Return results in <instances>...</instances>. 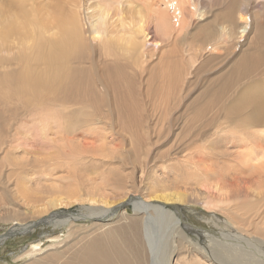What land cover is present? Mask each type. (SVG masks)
Instances as JSON below:
<instances>
[{
    "label": "bare ground",
    "instance_id": "obj_1",
    "mask_svg": "<svg viewBox=\"0 0 264 264\" xmlns=\"http://www.w3.org/2000/svg\"><path fill=\"white\" fill-rule=\"evenodd\" d=\"M99 1L9 0L6 11L0 0V157L28 117L45 136L75 133L82 146L54 170L78 196L37 213L78 201L98 221L88 229L75 224L91 218L83 212L27 221L20 207L3 209L13 234L69 225L63 247L59 236L47 254L36 242L24 264H264V0ZM155 112L169 115L156 135ZM188 204L219 226L209 247L189 236L204 230L184 217ZM112 214L120 221L105 224Z\"/></svg>",
    "mask_w": 264,
    "mask_h": 264
},
{
    "label": "rangeland",
    "instance_id": "obj_2",
    "mask_svg": "<svg viewBox=\"0 0 264 264\" xmlns=\"http://www.w3.org/2000/svg\"><path fill=\"white\" fill-rule=\"evenodd\" d=\"M8 1L3 0L4 10H8ZM48 0H34L35 5L38 7L43 6ZM89 3H106L105 1L99 0H87ZM144 3L145 0H136ZM122 19V9L119 10L117 3L111 4L109 8L108 21L117 24V19ZM195 47H189L191 52L195 51ZM199 85V84H195ZM3 108V105L0 104ZM6 110L9 111V106H6ZM169 115L163 112H155L151 114V123L153 132L156 134L163 133L168 125ZM178 126H180L179 132L182 141H186L185 135L187 129L184 130V118L180 117L177 120ZM118 128L113 127L106 129L107 132H116ZM96 132L94 133V135ZM75 133H68L65 131H56L54 136H45L41 129L38 128L36 121L31 117L25 118L21 121L19 128L13 131V147L9 154L0 157V211L6 209L4 214H8L11 210L9 206L20 207L23 211L20 218H24L30 221L34 218H40L46 216L48 213L54 211H65L70 214H82L89 215L91 218L78 217L75 224L81 227L91 228L94 223L98 221L93 220V216L90 212L82 210L83 203L74 201L71 205L66 207H59L54 211H47L42 214L37 212L42 208V205L48 201L55 199L60 200L61 198L68 197L70 195L77 197L78 195L72 193V181L67 179L64 182H59L57 179L60 174L55 169L57 160L62 157L67 151L72 148L80 147L82 145L76 143L73 144L71 141L75 138ZM118 143V141H116ZM101 145V143H98ZM109 147H117L114 143H109ZM169 147H164L159 151V154L168 151ZM158 154V155H159ZM158 155L156 157H158ZM43 171L51 172L50 178L45 179L42 174ZM57 184H61L58 187ZM68 187H63V185ZM90 206V203H86ZM103 204L93 203L91 206L96 209H100ZM130 212H133L131 205H127ZM182 212L186 219L202 228L196 232H191L189 236L194 241L204 243L207 247L210 246L209 232L217 230L219 227L208 209L201 204H188L182 206ZM220 213V211H218ZM3 214V215H4ZM221 215V213H220ZM223 216V215H222ZM224 217V216H223ZM105 224H112L113 222H119L118 214H112L105 220ZM17 221L13 217L10 219L0 222V264H24L29 262L30 258L28 255L22 256L24 252L31 248V245L41 241V247L43 250L49 253L54 250L50 244L53 242L49 239L50 236H59L56 245H65V240L68 239V227L69 225H59L56 228L53 225L45 223H38L32 230L25 232H19L15 234L11 233V228ZM228 223L231 224L230 221ZM225 229V222H220ZM236 227V225H233ZM85 229V228H84ZM192 230V228H190ZM200 233V234H199ZM8 234V235H7ZM10 234V235H9ZM7 235V236H5ZM221 235V234H219ZM222 236V235H221ZM220 236V237H221ZM47 254V253H46ZM45 254V255H46Z\"/></svg>",
    "mask_w": 264,
    "mask_h": 264
}]
</instances>
